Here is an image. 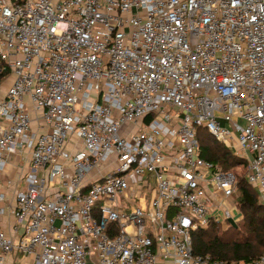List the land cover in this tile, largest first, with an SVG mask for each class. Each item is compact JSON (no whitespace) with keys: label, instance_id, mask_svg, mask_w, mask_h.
I'll list each match as a JSON object with an SVG mask.
<instances>
[{"label":"built area","instance_id":"obj_1","mask_svg":"<svg viewBox=\"0 0 264 264\" xmlns=\"http://www.w3.org/2000/svg\"><path fill=\"white\" fill-rule=\"evenodd\" d=\"M0 75V175L30 152L0 264H264L192 242L240 221L200 128L264 199V0H0Z\"/></svg>","mask_w":264,"mask_h":264},{"label":"trees","instance_id":"obj_2","mask_svg":"<svg viewBox=\"0 0 264 264\" xmlns=\"http://www.w3.org/2000/svg\"><path fill=\"white\" fill-rule=\"evenodd\" d=\"M3 76L0 75V83ZM198 130L199 152L203 159L232 172L237 179L236 202L242 215L237 228L223 230L222 224L210 221L206 228L192 234L195 255L210 256L214 261H253L264 256V204L258 192L246 180L247 162L224 145L207 146Z\"/></svg>","mask_w":264,"mask_h":264},{"label":"crops","instance_id":"obj_3","mask_svg":"<svg viewBox=\"0 0 264 264\" xmlns=\"http://www.w3.org/2000/svg\"><path fill=\"white\" fill-rule=\"evenodd\" d=\"M12 83L13 78L11 77L3 84L0 95H4V93L12 85ZM29 158L30 152L28 150L17 152L9 158L6 170L0 175V189H2L7 196L6 203L2 204V207L6 209V212L3 216L0 217V223L9 235L12 234L13 226L15 224V219L10 213L11 206L14 203L15 192L17 190L15 184L17 183V180L19 179L21 174L28 172ZM9 181L12 182V185L9 184ZM26 260L28 261V259L22 260L20 264H25ZM7 264H13V257H8ZM158 264H173V262L171 260H165L163 259V257H160L158 260Z\"/></svg>","mask_w":264,"mask_h":264},{"label":"rangeland","instance_id":"obj_4","mask_svg":"<svg viewBox=\"0 0 264 264\" xmlns=\"http://www.w3.org/2000/svg\"><path fill=\"white\" fill-rule=\"evenodd\" d=\"M200 130H203V136H202V139H203V141L205 142V144L207 145V146H221V147H223L222 146V144H219L217 141H216V139L206 130V129H204V128H200ZM259 200H260V202H262V204H264V199H263V197H259ZM230 209H231V207H230ZM219 214H221V215H223V212H221V211H216L215 212V215H219ZM234 219L236 220V221H238V220H240L241 219V217H242V215H241V213H240V211H238V210H235L234 211ZM238 224V223H237ZM222 227H223V230H228V229H230V228H232L230 225H222Z\"/></svg>","mask_w":264,"mask_h":264},{"label":"water","instance_id":"obj_5","mask_svg":"<svg viewBox=\"0 0 264 264\" xmlns=\"http://www.w3.org/2000/svg\"><path fill=\"white\" fill-rule=\"evenodd\" d=\"M229 223L231 227L237 228V223L235 221L230 220Z\"/></svg>","mask_w":264,"mask_h":264}]
</instances>
